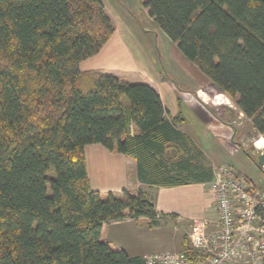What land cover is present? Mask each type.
<instances>
[{"label":"trees","instance_id":"16d2710c","mask_svg":"<svg viewBox=\"0 0 264 264\" xmlns=\"http://www.w3.org/2000/svg\"><path fill=\"white\" fill-rule=\"evenodd\" d=\"M142 2L264 136V0ZM114 33L103 0H0V264H144L101 233L125 218L158 225L155 204L142 190L93 189L86 145L134 157L150 185L213 177L179 129L182 115L170 116L147 77L81 69ZM183 250L191 253L188 243Z\"/></svg>","mask_w":264,"mask_h":264},{"label":"crops","instance_id":"0c3cea01","mask_svg":"<svg viewBox=\"0 0 264 264\" xmlns=\"http://www.w3.org/2000/svg\"><path fill=\"white\" fill-rule=\"evenodd\" d=\"M105 8L111 16L114 25L115 33L109 42L102 48L101 52L91 58L81 62L82 70H101L107 74H113L116 77L128 81H141L147 77L150 85L160 94L164 105L169 110L170 116L182 115L183 122L179 129L184 132L192 142L204 153L205 160L212 171L220 165L230 164L237 168L242 174L250 177L260 185H264V171L260 168L263 180L259 181L253 177L254 167L257 166L253 157L256 154L250 151L244 143V135L246 131H242L240 127V115L243 114L240 109L236 111L238 117L234 115V110L231 106L220 105L214 107L204 101L202 93L206 94L209 99L215 100L216 96L213 95L212 82L203 74L207 79L202 76L198 77L201 82L194 84L192 75L188 74L182 69L180 77L183 81L190 83L186 90H181L175 86L170 77L166 76L156 65L153 60L148 57L147 65H143L144 61H140L138 55L134 52L135 47L132 44L126 45L122 42L121 36L117 37V25L113 18L114 16L108 11L107 5ZM152 20V19H151ZM164 33H161L163 35ZM166 36V35H163ZM167 44L175 52L173 56L182 60V64L188 66L193 65V70H199L198 67L188 60L178 50L176 51V43H171L168 37H164ZM115 39L114 44L112 41ZM111 42V43H110ZM122 42V43H121ZM178 49V48H177ZM134 50V51H133ZM101 54V59L96 58ZM96 58V59H93ZM175 64V63H174ZM177 67V66H176ZM200 72V71H198ZM199 76L200 74L197 73ZM205 80V81H204ZM215 87V86H214ZM203 94V95H204ZM224 95V94H223ZM127 104V102H125ZM233 115V117H232ZM226 119L225 120H223ZM242 118V117H241ZM250 122L249 119H247ZM251 122L249 126L251 127ZM135 132H138L135 129ZM263 147V143H260ZM262 149V148H261ZM244 150H248L249 155ZM263 151V150H262ZM95 153L101 154V192L103 196L113 193L116 196H122L123 190H128L133 193L145 191L151 196L155 208L159 214L170 215L162 220L166 227L174 228L176 224H184L185 222H192L198 218H208L211 220L217 219V212L214 207L215 193L212 190L211 183L214 177L209 182L205 183H189L185 185H178L172 187L155 186L142 182L138 178L137 161L134 157L123 154L111 152L101 144H89L85 146V155L87 160V167L89 178L92 185V178L90 176V159L89 157ZM150 220L146 217H141ZM141 218H137L140 219ZM173 218V219H172ZM132 218V222L137 220ZM130 221L129 219L111 221L103 226L101 238L107 241L114 249H123L117 246L109 234V228L115 226L120 222ZM150 222V221H149ZM182 222V223H181ZM184 222V223H183ZM162 223V224H163ZM159 226H153L152 231ZM177 229L175 228V231ZM171 235L167 240L168 246L156 242L152 251H144L138 254L127 251L132 256H145L150 253L173 251L179 252L183 250V244L180 241L179 232ZM153 241V240H152ZM161 247H166L162 248ZM125 250V249H124Z\"/></svg>","mask_w":264,"mask_h":264},{"label":"rangeland","instance_id":"374dc122","mask_svg":"<svg viewBox=\"0 0 264 264\" xmlns=\"http://www.w3.org/2000/svg\"><path fill=\"white\" fill-rule=\"evenodd\" d=\"M103 2L104 5H107L108 11L114 16L113 18L116 21L118 29L116 39L118 36H121V39L123 38L122 42H125L127 46L131 43V46L135 47V51H133L138 55L140 61H144V66L148 68L147 60L148 57H150L153 62L160 67L159 69L165 73L166 76L170 77L175 86L181 90H186L189 86H193L190 85L193 80L190 83H187L182 80L180 74L178 76V73L181 72L182 69L196 79L194 80V84L196 82H201L198 77L203 74H200L202 72L199 68V70H193L196 69L193 65L188 66L187 64H182L181 59L173 56V54L175 55V52L171 48L170 44H167L164 38L168 36L161 30L157 23L151 20L144 8L142 0H103ZM161 33H164L163 35L166 36L161 35ZM114 41L115 39L112 41V45L114 44ZM171 43L174 42L171 41ZM175 49L177 53H179L177 46ZM96 58L101 59V54ZM197 73L200 75L197 76ZM202 77L203 79H207L204 76ZM142 80H144V78ZM210 89L213 90V95L216 96V99L211 100L206 94L202 93V96L205 99L204 101H207V103L209 102L208 104L213 105L214 107L224 104L231 106V108L235 111L234 115L238 117L236 111L239 108L237 107L235 100L229 95L219 91L216 87H214V85ZM124 101L127 102L126 98H124ZM240 116L242 117L239 119V121H241L239 124L242 128L241 130H247L246 135H244L243 138L244 143L250 151H253L256 155H258L264 148V136L257 134L256 131L249 126L250 122H248V118L244 114L241 113ZM261 142L263 143V147L260 144ZM196 158L199 159V162H203L205 165L209 166L207 161L203 158ZM89 159L92 187L101 191V154L95 153L92 157L90 156ZM253 174V177L256 180H263L262 172L258 165L254 167ZM50 175L52 176L53 174ZM159 215L161 217L160 222L158 225L154 226L160 225V227L153 231V226L149 223L150 220L148 221L141 218V220L137 219L132 222V218H125L130 221L120 222L115 226H111L109 228V234L117 246L136 254L144 251H152L154 246L157 244L156 242L162 244L163 246H168L169 244L166 245L167 240H169L171 235L175 234L176 231L179 232L180 241L182 243H188V239L185 240V237L187 238V233L192 222H183V225L176 224L175 228L177 230L175 231V228L173 230V228H171L172 226L166 227L162 222L164 218L170 215ZM162 248L166 247H161V249Z\"/></svg>","mask_w":264,"mask_h":264},{"label":"built area","instance_id":"2783aa9c","mask_svg":"<svg viewBox=\"0 0 264 264\" xmlns=\"http://www.w3.org/2000/svg\"><path fill=\"white\" fill-rule=\"evenodd\" d=\"M213 173L217 219L192 221L187 233L191 253H150L144 264H264V185L230 164Z\"/></svg>","mask_w":264,"mask_h":264},{"label":"water","instance_id":"95a60500","mask_svg":"<svg viewBox=\"0 0 264 264\" xmlns=\"http://www.w3.org/2000/svg\"><path fill=\"white\" fill-rule=\"evenodd\" d=\"M257 164L260 166H264V149L257 156Z\"/></svg>","mask_w":264,"mask_h":264},{"label":"bare ground","instance_id":"6f19581e","mask_svg":"<svg viewBox=\"0 0 264 264\" xmlns=\"http://www.w3.org/2000/svg\"><path fill=\"white\" fill-rule=\"evenodd\" d=\"M264 149V148H263ZM262 151V150H261Z\"/></svg>","mask_w":264,"mask_h":264}]
</instances>
